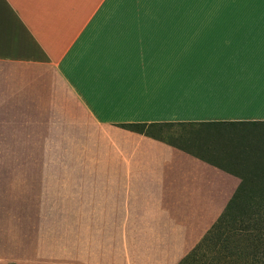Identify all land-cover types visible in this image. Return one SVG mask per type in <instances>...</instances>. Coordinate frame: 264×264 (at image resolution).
Segmentation results:
<instances>
[{
    "label": "crops",
    "instance_id": "0c3cea01",
    "mask_svg": "<svg viewBox=\"0 0 264 264\" xmlns=\"http://www.w3.org/2000/svg\"><path fill=\"white\" fill-rule=\"evenodd\" d=\"M155 1L0 0V264H177L238 187L120 124L264 120V0L225 70L192 67L207 24Z\"/></svg>",
    "mask_w": 264,
    "mask_h": 264
},
{
    "label": "rangeland",
    "instance_id": "374dc122",
    "mask_svg": "<svg viewBox=\"0 0 264 264\" xmlns=\"http://www.w3.org/2000/svg\"><path fill=\"white\" fill-rule=\"evenodd\" d=\"M155 3L160 11L158 14L152 15L153 19L201 21L207 24L209 33L207 42L192 45L190 62L192 67L209 70L246 68L244 67L246 61L232 59V52L235 48L239 50V47L244 42L246 43L248 0H157ZM147 15H144V20L147 19ZM206 53H208V57L203 59L201 54ZM197 56L200 59H194ZM187 128L188 126H185V129ZM183 130V126H167L162 130V136L164 139L175 142L180 139L177 138L180 135L176 136V134ZM182 135L184 136V134ZM177 143L188 145L182 140H178ZM0 207L1 211L7 209V206L4 205ZM234 209V214L228 217L226 222L221 223L218 229L210 233L203 243L201 242L202 245L197 247L198 252L194 256L195 258L189 264H232L234 261L233 264H247L254 250H259L256 253L257 256L264 258V234L259 235L263 230L254 228L251 225V218L244 217V213L242 218L240 217L243 212L240 206H236ZM21 216L17 213L15 221L17 248L23 246L24 221L20 219ZM3 225L4 221H1V231Z\"/></svg>",
    "mask_w": 264,
    "mask_h": 264
},
{
    "label": "trees",
    "instance_id": "16d2710c",
    "mask_svg": "<svg viewBox=\"0 0 264 264\" xmlns=\"http://www.w3.org/2000/svg\"><path fill=\"white\" fill-rule=\"evenodd\" d=\"M120 125L181 148L234 173L240 179L238 187L222 213L198 244L178 264H189L198 252L197 247L202 245L221 223L226 222L228 217L234 214L236 206L242 208L240 217L242 218L244 213V217L251 218V225L254 228L263 230L259 235L264 234V120L134 122ZM172 125L183 126V133L176 134V136L180 135L177 141L182 140L188 145L177 143L176 140L173 142L164 139L162 130ZM185 126L188 128L185 129ZM217 251L222 253L219 249ZM258 251L252 252L247 264H264V258L256 254Z\"/></svg>",
    "mask_w": 264,
    "mask_h": 264
},
{
    "label": "bare ground",
    "instance_id": "6f19581e",
    "mask_svg": "<svg viewBox=\"0 0 264 264\" xmlns=\"http://www.w3.org/2000/svg\"><path fill=\"white\" fill-rule=\"evenodd\" d=\"M183 71H184V69H183ZM183 71H182V72H183ZM185 71H187V70H185ZM183 73H184V72H183Z\"/></svg>",
    "mask_w": 264,
    "mask_h": 264
}]
</instances>
